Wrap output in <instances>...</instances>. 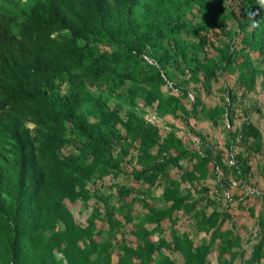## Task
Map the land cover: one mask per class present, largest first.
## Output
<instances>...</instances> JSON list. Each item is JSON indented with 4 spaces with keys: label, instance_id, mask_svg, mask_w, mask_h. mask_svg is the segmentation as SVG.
I'll list each match as a JSON object with an SVG mask.
<instances>
[{
    "label": "trees",
    "instance_id": "trees-1",
    "mask_svg": "<svg viewBox=\"0 0 264 264\" xmlns=\"http://www.w3.org/2000/svg\"><path fill=\"white\" fill-rule=\"evenodd\" d=\"M194 7L198 22L185 21ZM229 74H237L246 91L261 75L264 88V0H32L21 15L1 14L0 264H209L218 239V264L226 254L236 259L243 238L234 226L222 231L229 210L195 212L198 231L210 233V240L197 244L175 228L171 239H154L177 212L196 209L194 191L184 184L209 179L214 160L221 162L210 147L191 154L175 129L162 135L137 110L141 99L162 116L181 111L190 124L201 104L195 91L208 93ZM166 78L182 92L169 89ZM189 91L196 94L192 108L185 104ZM228 93L231 112L237 95ZM226 104L203 105V113L218 124ZM242 133L261 149L264 136L253 122H245ZM127 158L134 181L154 186L162 176L168 180L159 198L165 206L144 204L133 243L119 241L124 223L107 198H99L107 213L93 207L86 225L70 207L89 202L97 194L92 186L121 173ZM187 158L195 164L184 169ZM172 168L183 170L180 180L171 177ZM261 234L246 264L264 259V229Z\"/></svg>",
    "mask_w": 264,
    "mask_h": 264
},
{
    "label": "rangeland",
    "instance_id": "rangeland-1",
    "mask_svg": "<svg viewBox=\"0 0 264 264\" xmlns=\"http://www.w3.org/2000/svg\"><path fill=\"white\" fill-rule=\"evenodd\" d=\"M32 3V0H0V15L1 14H18L21 15L22 10ZM233 2H226V9L233 10ZM192 12H186L184 15L185 21L196 20L198 17L193 16V13H198L196 7ZM238 12H240L238 10ZM199 14V13H198ZM231 27L237 28L238 22L235 19L230 20ZM220 33V32H218ZM213 34L210 38L216 40L219 34ZM240 40L236 39V43ZM240 42V41H239ZM262 77L259 76V82L255 88L251 90H244L237 83V74H229L222 78V80L216 82L213 86V90L208 93L201 91L196 92L197 96L201 98V104L199 111H193L190 114V124L186 123V115L179 111V115L168 114L162 116L159 114L157 105H148L143 100H138L137 110L141 113L148 122H155L162 135H166L172 129H175L186 141V144L191 149V154L195 152L196 147L191 141V133L195 134L202 142H205V148H212L213 154L219 158L223 169H225V176L228 179L238 177L233 169H230L226 162V153L232 140H234L240 147V162L246 171V177L249 179L252 185H255L262 191V195L249 196L245 201L236 202L234 205H229L224 199V195L217 187L216 178L214 175V167L210 166L209 171L212 173V177L209 179L196 180L192 184H184V187L193 189L195 197L198 200L196 209L192 213L185 211L177 212V219L174 221L166 220L164 222V231L156 232L154 239L158 240L160 237L165 236L167 239H171V233L174 228L179 234H188L195 243H200L202 238L210 240L211 234L198 231L197 223L195 220V212L205 210L207 213H212L214 210L226 211L229 210L231 218L226 222L222 231L226 227L234 226L236 230L241 234L243 238V247L240 250L236 259L232 260L230 254H226L222 257V261L225 264H246L252 255L253 245L261 238L264 229V138L259 149L256 145L254 138L248 141L242 136V126L245 122H253L263 133L264 136V88L262 85ZM68 85H65L62 92L68 91ZM232 89L236 93V100L234 107L231 110V118L233 120V130L228 131L224 124V116L220 118L218 124H215L204 112L203 105L207 107H216L225 105L226 99H230L228 90ZM167 90V88H165ZM228 97V98H227ZM187 107L192 108L191 101L185 100ZM191 127V128H190ZM200 133V134H198ZM202 133V135H201ZM195 136V137H196ZM191 141V143H190ZM69 149H64L63 153H68ZM127 158L122 164L123 168L121 173L112 172L106 176L103 182H98L93 185L92 188L97 194L89 201H78L74 204L70 203V207L73 210L76 219L79 223L86 225L89 215L92 213V209L95 206H100L104 213H107L108 208L115 209V217H118L124 225L120 228L118 234L119 241L122 237L128 240L130 243L136 241V238L132 234V230L139 226L138 218L145 213V203L153 205L154 207H164L165 204L159 198L162 196L165 185L167 184V177H160L154 186L147 184L146 182L134 181L130 172L134 165L128 163ZM195 164L191 158H187L181 161V165L184 169L191 168ZM171 177H175L178 180L181 179L183 170L180 168H172L170 170ZM239 179V178H238ZM127 188L131 190V193L122 194V189ZM235 198L240 199L242 196L240 189H235ZM108 199V208L103 203V200L99 198ZM131 216L134 218V222H125V217ZM99 227L108 228V223L99 221ZM148 228L152 226L147 225ZM120 242L115 246L114 263L118 261L121 250L119 248ZM238 250V249H235ZM179 262L183 261V257L180 253L172 251H166ZM221 254V241L218 239L212 248L210 254L209 264H218L220 262ZM260 264H264V259Z\"/></svg>",
    "mask_w": 264,
    "mask_h": 264
},
{
    "label": "built area",
    "instance_id": "built-area-1",
    "mask_svg": "<svg viewBox=\"0 0 264 264\" xmlns=\"http://www.w3.org/2000/svg\"><path fill=\"white\" fill-rule=\"evenodd\" d=\"M143 57L146 61H148L151 64H157V61L150 55L144 53ZM167 79V78H166ZM168 82V88L174 91L177 94H180L182 91L179 87H176L170 80L167 79ZM228 98V97H227ZM188 99L191 101V103H195L196 101V94L192 91H189L188 93ZM226 112L224 114V124L228 131L233 130V120L231 118V112H230V99H226ZM155 123V122H154ZM195 134L190 135L191 141L194 143L196 149L204 155V144L205 142H202L197 136L195 137ZM239 152L240 147L238 144L232 140L230 143V146L228 148V151L226 153V162L230 169H233L238 177H233L231 179H228L227 176H225V170L222 167V164H220L218 161L214 160L213 167H214V175L216 178L217 184L220 186L219 190L223 193L224 199L227 201L229 205H234L236 202L245 201L247 197L249 196H259L262 195V191L255 185H252L249 179L246 177V172L244 173V169L242 166V163L239 159ZM239 178V179H238ZM235 189H240L242 196L240 199L235 198L234 191Z\"/></svg>",
    "mask_w": 264,
    "mask_h": 264
},
{
    "label": "crops",
    "instance_id": "crops-1",
    "mask_svg": "<svg viewBox=\"0 0 264 264\" xmlns=\"http://www.w3.org/2000/svg\"><path fill=\"white\" fill-rule=\"evenodd\" d=\"M191 128V127H190ZM198 134H200V133H198ZM201 135H202V133H201Z\"/></svg>",
    "mask_w": 264,
    "mask_h": 264
}]
</instances>
